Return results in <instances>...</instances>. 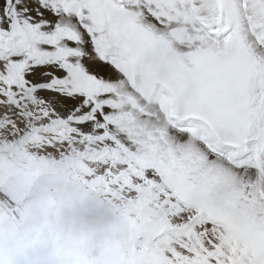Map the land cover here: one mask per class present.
<instances>
[{
  "label": "snow or ice",
  "instance_id": "obj_1",
  "mask_svg": "<svg viewBox=\"0 0 264 264\" xmlns=\"http://www.w3.org/2000/svg\"><path fill=\"white\" fill-rule=\"evenodd\" d=\"M0 264H264V0H0Z\"/></svg>",
  "mask_w": 264,
  "mask_h": 264
}]
</instances>
